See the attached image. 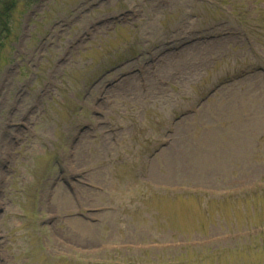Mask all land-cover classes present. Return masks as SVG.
<instances>
[{
	"label": "rangeland",
	"instance_id": "1",
	"mask_svg": "<svg viewBox=\"0 0 264 264\" xmlns=\"http://www.w3.org/2000/svg\"><path fill=\"white\" fill-rule=\"evenodd\" d=\"M0 264H264V0H0Z\"/></svg>",
	"mask_w": 264,
	"mask_h": 264
},
{
	"label": "trees",
	"instance_id": "2",
	"mask_svg": "<svg viewBox=\"0 0 264 264\" xmlns=\"http://www.w3.org/2000/svg\"><path fill=\"white\" fill-rule=\"evenodd\" d=\"M3 27H4V24H3ZM3 31H4V29H3Z\"/></svg>",
	"mask_w": 264,
	"mask_h": 264
}]
</instances>
